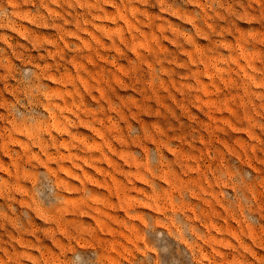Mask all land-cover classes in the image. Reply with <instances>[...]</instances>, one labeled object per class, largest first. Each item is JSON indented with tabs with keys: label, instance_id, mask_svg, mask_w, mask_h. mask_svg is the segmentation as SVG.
<instances>
[{
	"label": "rangeland",
	"instance_id": "obj_1",
	"mask_svg": "<svg viewBox=\"0 0 264 264\" xmlns=\"http://www.w3.org/2000/svg\"><path fill=\"white\" fill-rule=\"evenodd\" d=\"M0 264H264V0H0Z\"/></svg>",
	"mask_w": 264,
	"mask_h": 264
}]
</instances>
